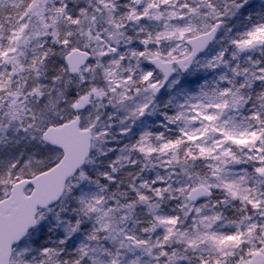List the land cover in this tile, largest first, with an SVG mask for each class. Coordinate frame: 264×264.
I'll use <instances>...</instances> for the list:
<instances>
[{
  "label": "snow or ice",
  "instance_id": "6c2138e0",
  "mask_svg": "<svg viewBox=\"0 0 264 264\" xmlns=\"http://www.w3.org/2000/svg\"><path fill=\"white\" fill-rule=\"evenodd\" d=\"M0 264H264V0H0Z\"/></svg>",
  "mask_w": 264,
  "mask_h": 264
}]
</instances>
